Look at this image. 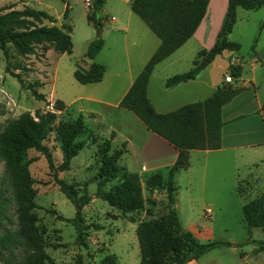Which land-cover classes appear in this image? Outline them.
Wrapping results in <instances>:
<instances>
[{
  "label": "rangeland",
  "instance_id": "1",
  "mask_svg": "<svg viewBox=\"0 0 264 264\" xmlns=\"http://www.w3.org/2000/svg\"><path fill=\"white\" fill-rule=\"evenodd\" d=\"M85 1L0 0V13L25 7L47 12L55 18L56 26L62 27L66 24L71 27L73 44L70 55H61L52 49L42 51L37 48L34 55L21 57L8 46L5 56L0 50V147L2 133L11 120L26 113L34 117L36 113L54 112L56 119L43 145L50 151L54 165L59 166L62 162V152L57 138V126L82 116L84 130L76 140L84 141L85 146L71 160L70 169L58 173V178L73 185L79 194L87 193L92 197L82 210L84 222L89 226L88 235L85 245L78 246L74 226L58 219V216L72 219L75 216V206L60 192L45 156L35 150H29V164L21 165L12 155L8 159L0 155V202L4 209L0 222V239L8 236L6 245L0 241V264H30L34 261L33 251L25 244V238L21 235L26 225L20 219L18 196L35 206L25 213L29 223L27 230L32 239L58 264H75L77 255H81L82 264H98L107 255H114L118 264H143L136 237L137 225L145 221H159L167 216L170 209L165 187L168 171L165 164L171 159V153L166 147L168 145H162L156 138H149L150 133L143 124L131 112L118 106V99L125 90L128 79L118 78L116 73L120 72L122 75L123 70L129 67L130 75L137 77L144 68L141 63L148 49L129 45L127 60L121 49L122 42L117 40L118 42L114 43L105 33L102 37L105 39L104 49L93 60L86 59L84 56L90 44L88 39L95 41L99 31L87 20V15L91 14L93 9L91 4L84 5ZM122 6L117 0L105 1L102 27L108 24V15L123 10ZM125 8L130 10L129 7ZM66 9L68 19L65 20L63 14ZM260 12L264 13V9ZM131 13L133 18L140 22L141 19ZM117 35L121 39V34ZM241 39L243 48L249 47V40ZM194 48L195 45L189 41L178 53L186 54L184 59L176 62L175 57H172L155 70V77L150 81L149 95L156 111L169 112L181 106L180 102L175 100L174 104L171 101L174 97L172 93L163 91L161 79L189 71L192 66H185V62L189 56L195 57ZM225 56L227 54L224 52L215 57L202 70L200 78L211 83H226ZM93 63L105 67L103 82L79 84L73 77L76 65L88 69ZM200 73L201 70L198 75ZM16 76L22 80V85ZM29 86L44 99H36ZM197 97L199 99L202 96ZM58 100L65 106L63 111L54 110ZM105 141L110 142V155L125 147L126 152L119 158L118 165L139 175L144 196L142 210L124 214L96 198V155ZM210 158L215 157L211 154ZM230 159L226 157L225 163L222 162V173L219 169L214 176L206 178L205 183L196 178V184L191 186L189 191L186 180L182 177L185 176V171L178 172V194L175 200L177 198L179 201L176 211L182 228L191 233L199 243H230L229 247L213 249L198 260L186 264H264V250L255 253L256 246L251 242H264V228L252 229L248 233L242 212L245 202L264 192V163L260 164V169L256 172L257 178L252 177V167H248L246 163L241 164L237 173L240 182L234 187L235 182H231L234 173L230 171L233 166ZM218 160L219 157L215 161ZM203 162V153L191 155L192 170L196 175L200 174L201 170L197 168ZM218 164L222 165L220 161ZM143 165L145 167H142ZM154 174L164 175L160 186L155 187L148 183V179ZM173 206L175 207V204ZM207 208L212 211L210 219L203 217V211ZM244 256L245 260L242 259Z\"/></svg>",
  "mask_w": 264,
  "mask_h": 264
},
{
  "label": "trees",
  "instance_id": "2",
  "mask_svg": "<svg viewBox=\"0 0 264 264\" xmlns=\"http://www.w3.org/2000/svg\"><path fill=\"white\" fill-rule=\"evenodd\" d=\"M106 0H94L91 4L93 12L87 15V20L95 30L102 29V11ZM209 0H131L130 9L137 15L160 40V45L150 57L140 74L118 103V106L131 112L146 128L147 131L158 136L177 150L174 164L168 168L166 174V194L170 209L166 217L159 221L140 222L136 228L140 258L143 264H186L196 261L205 253L222 247H229V242L211 241L199 243L194 236L182 228L176 211L175 175L188 167L189 151H212L221 147V131L224 122L221 117L223 106L230 103L237 95L245 90L238 86V79L242 69L240 66H229L226 73L234 83L221 82L214 93L206 100L187 104L167 114H159L153 108L148 96L147 87L154 67L170 56L189 40L203 20ZM255 10L264 7V0H228L225 21L214 46L197 54L193 67L181 74L169 77L165 88L173 87L195 79L200 72V66L205 60L210 62L225 51L238 52L239 45L227 40L228 34L235 23L236 9ZM68 19V9L63 14ZM48 23L50 25H47ZM72 29L68 25L56 26L53 16L42 10L25 7L21 10L9 9L0 13V50L7 56V47L11 46L15 52L26 57L34 55L37 48L42 51L52 49L58 54L72 53ZM103 47L101 36L91 42L86 50L85 58L93 60ZM201 60V61H200ZM105 67L93 63L88 69L76 65L74 79L81 85L99 83L103 79ZM18 78V76H16ZM22 85V80L18 78ZM32 89L31 86H29ZM32 94L38 100L44 97L32 89ZM63 102L57 101L55 111H63ZM56 119L54 112L36 113L31 116L26 113L20 118L11 120L2 133L0 155L8 159L11 155L21 165L29 164L27 158L29 150H35L45 156L48 167L53 173L55 183L60 192L75 206V216L58 219L71 223L77 233L78 246L85 245L88 235V225L85 224L82 210L88 205L92 197L87 193L79 194L71 184L58 178V173L70 169L71 160L85 146L84 141L76 139L84 130L82 116L73 121L59 123L57 138L61 144L62 162L55 166L50 151L43 145L44 140L52 129ZM115 134H112L114 137ZM126 152L125 147L110 155V142L105 141L96 155L97 189L95 196L106 202L110 207L124 213H133L144 207V196L140 177L137 173L128 172L118 165L121 155ZM161 174H154L148 179L151 186H160L163 182ZM238 192L240 189L238 187ZM21 221L26 225L22 229L25 244L33 253L30 264H58L36 244L28 232L29 223L25 213L33 208L22 196L17 197ZM4 209L0 202V222ZM243 221L248 233L252 229L264 228V192L243 204ZM98 228V226H95ZM3 245L7 244L8 236L1 238ZM255 244V253L264 250V242L251 240ZM64 264V263H61ZM75 264H82L81 255H77ZM98 264H118L114 255L105 256Z\"/></svg>",
  "mask_w": 264,
  "mask_h": 264
},
{
  "label": "crops",
  "instance_id": "3",
  "mask_svg": "<svg viewBox=\"0 0 264 264\" xmlns=\"http://www.w3.org/2000/svg\"><path fill=\"white\" fill-rule=\"evenodd\" d=\"M93 1L86 0L84 2V5L85 3H87V5L92 4ZM117 1L123 5V10L120 9L115 12L116 14L108 15L109 17H107V19L109 21L107 22V25H105L104 23L105 26L101 29V38L104 37L106 33L114 43H117V40H120V43L122 42L123 44V47L121 46V49L123 50L125 59L127 60L129 56V45L135 48L148 49L141 63V67L143 68L160 45V40L150 31V29L143 23V21L140 20L139 22L138 20H135V18H133L131 9L127 10L125 8H130L131 0ZM227 3L228 0H209L206 14L194 35L189 40H187L180 48L173 52L169 57H167L154 67L147 87V96L153 108L154 105L149 95V87L150 81L153 79V77H155V70L166 61H169L172 57H175L176 62H179L182 58L184 59V57H186L187 55L184 53H178H180L181 49L185 45H187L189 41H192L193 45H195V57L202 50H210L216 43L217 37L224 24V18L227 11ZM261 9H264V7L255 10H245L241 7H237L236 9L235 23L231 29V32L227 36V40L231 43L238 44L239 51H225V54H227V56H225L224 59L226 62L224 76H226V71L229 66H240L242 72L238 79V86L245 87V90L237 95L230 103L223 106L221 110V117L223 122L225 123L221 131V147L218 150L212 151H189L188 167L181 170L185 171V176L182 177H184V179L186 180L188 191L191 189V186L196 184V178L201 179V181L205 183V179L212 175L214 176L216 171L218 172L219 169L221 170H219V172L222 173V166L224 165L222 162L225 163L226 157L231 158L230 163L233 164L230 171L234 173L232 178L233 181L231 180V182H235L234 187H237L238 182H240V177H238L237 173L240 170L239 166L241 164L246 163L248 167H252V177L257 178L256 172L260 169V164L264 163V13L260 12ZM104 11L105 8L103 7L102 13ZM235 29L237 30L233 38ZM117 33L121 34V39H119ZM241 38H244V40L247 41L249 40V47H247L246 49L243 48V39ZM91 42L92 38H89L88 43ZM104 47L105 39H103V47L101 51L104 49ZM194 58L189 56V58H187L185 62V66L188 67L191 64V66L193 67V62L195 60ZM192 67H189V70ZM105 75L106 73L104 74V76ZM201 75L202 70L195 79L169 88H165L164 86L165 81L169 77L162 78L161 82L164 86L162 87V89L163 91H165V93H172L174 97L171 101L174 102V104H176L175 100L181 103V106L179 108L187 104L204 101L214 93L217 86L220 85L221 82H206L205 80L200 78ZM116 77H126L128 79L126 88L118 99L119 103L133 84L136 77L134 78L130 75L129 67H126L123 70L122 75L120 72H117ZM103 79L99 83H102ZM233 82L234 80H232V82L229 84H232ZM198 95L202 97L197 99ZM179 108L175 107V109H173L172 111H175ZM156 112L159 114L169 113H161L159 111ZM136 127L139 128L138 124H136ZM149 133V138H156V140L158 139L157 141H160L159 143H162V145H168L166 147H168L171 153V159L167 161L165 165L170 168L177 158V150L158 136L154 135L151 132ZM193 153H203L204 155V162L201 163L197 168L201 170L200 174L198 175H196L194 170H192L191 155H193ZM211 154H213V157L215 158L211 159ZM218 157V162L220 161V163L222 164L221 166H219L218 162L215 161ZM142 167H145V165H143ZM177 178L178 173L174 177L175 186L177 185ZM215 183L216 181L213 182V184ZM177 194L178 193L176 192V196ZM175 207L176 209H178L179 207V201L177 200V198L175 200ZM242 259L245 260L246 256L242 257Z\"/></svg>",
  "mask_w": 264,
  "mask_h": 264
},
{
  "label": "built area",
  "instance_id": "4",
  "mask_svg": "<svg viewBox=\"0 0 264 264\" xmlns=\"http://www.w3.org/2000/svg\"><path fill=\"white\" fill-rule=\"evenodd\" d=\"M224 81L226 83H231L232 82V78L230 77L229 74H226V76L224 77ZM203 217L205 219H210L212 217V211L211 209L207 208L203 211Z\"/></svg>",
  "mask_w": 264,
  "mask_h": 264
},
{
  "label": "water",
  "instance_id": "5",
  "mask_svg": "<svg viewBox=\"0 0 264 264\" xmlns=\"http://www.w3.org/2000/svg\"><path fill=\"white\" fill-rule=\"evenodd\" d=\"M101 36V32L99 31L98 33H97V38H99ZM210 63V61L209 60H206L204 63H203V65L200 67V70H203L208 64Z\"/></svg>",
  "mask_w": 264,
  "mask_h": 264
}]
</instances>
